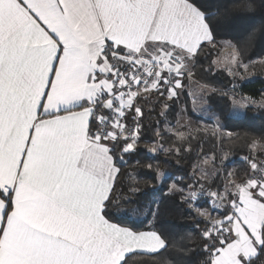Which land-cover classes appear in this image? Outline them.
Here are the masks:
<instances>
[{"label": "snow or ice", "instance_id": "obj_1", "mask_svg": "<svg viewBox=\"0 0 264 264\" xmlns=\"http://www.w3.org/2000/svg\"><path fill=\"white\" fill-rule=\"evenodd\" d=\"M218 45L195 0H0V264H128L167 248L152 225L113 222L121 202L141 211L121 165L144 138L138 101L178 98L189 68ZM229 47L225 70L247 71L243 48ZM165 133L181 147L166 149ZM190 137L157 123L146 151L178 154ZM250 153L243 174L213 173L215 189L196 171L191 184L169 188L203 225V264H251L264 251V137L251 139Z\"/></svg>", "mask_w": 264, "mask_h": 264}, {"label": "trees", "instance_id": "obj_2", "mask_svg": "<svg viewBox=\"0 0 264 264\" xmlns=\"http://www.w3.org/2000/svg\"><path fill=\"white\" fill-rule=\"evenodd\" d=\"M195 2L211 17L220 45L227 41L228 44L236 45L237 49L243 48V62L249 65L246 72L249 77L242 79L238 75H229L224 67H214L213 60L221 46L211 50L206 46L195 66L189 68V72L192 80L213 88L206 97L207 111L217 122L193 111L186 88L182 93L183 98L178 96L174 100H167L164 97L159 98L158 102L157 96L151 94L138 101L143 114L141 123L144 126V138L140 141L139 151L124 156L125 163L121 165L123 175L120 179L122 183L139 190L136 200L141 211L138 215H130L133 205L121 202L119 207L111 209L114 213L112 219L113 222L128 226L134 221L135 226L141 230L152 225L168 241V246L152 256L132 254L127 258L128 264H203L206 254H203L202 240L196 230L197 226L203 225L197 218L195 208L190 211L189 205L181 202L183 197L179 193L169 192L171 183L176 182L179 187L191 184L195 163L203 155L214 156L215 166L218 168L221 156H225L223 167L243 174L249 167L243 158L251 154V139L264 137V106L244 107L240 116L230 114L233 105L231 91L255 100L264 99V0ZM244 4H250L251 7H242ZM164 103H168L170 108L161 117ZM182 104L191 121L201 124L196 123L192 128H177ZM214 122L218 124L220 132L213 130ZM157 123L171 133L181 131L186 136L191 133L178 154H152L146 151L154 146V129ZM163 139L166 149L181 147L176 143L175 136L165 133ZM188 148L190 151L183 150ZM146 164L159 166V170L164 173L161 181L154 179L155 174L144 167ZM212 180L204 186L207 188ZM219 183L220 180H216V184ZM212 187L215 189V184ZM149 208L152 209V214L146 218ZM212 214L218 215L215 212ZM251 264H264V251H259L251 259Z\"/></svg>", "mask_w": 264, "mask_h": 264}, {"label": "rangeland", "instance_id": "obj_3", "mask_svg": "<svg viewBox=\"0 0 264 264\" xmlns=\"http://www.w3.org/2000/svg\"><path fill=\"white\" fill-rule=\"evenodd\" d=\"M226 44V45H224ZM223 47H221V49L219 50V52L217 53V55L215 56L214 60H213V65L214 67H224V65L231 60L232 57V53H233V48L229 47V44L227 41H223L222 42ZM189 71V70H188ZM247 71L241 70L240 71V75L238 74L237 77H241L242 79H247L249 77V75H247L246 73ZM183 85H184V89L186 88V93L188 96V99L190 101V104L192 105V109L194 111V104L193 102L195 101V113L203 116V117H207V118H213L215 120V118L213 116H211L208 111H207V101H206V97L212 92L213 88L211 86H207V85H203L201 83H198L194 80H192L190 77L185 76L184 80H183ZM232 90V89H229ZM183 91H181L179 93V96L181 98H183ZM230 99L231 101L233 99H240L241 97H247V96H240V95H236L235 93H233L232 91L230 92ZM249 98V97H248ZM252 100V99H251ZM255 101V103L250 104L249 106H264V99H258V100H253ZM233 104V103H232ZM181 112H179V117H178V122L176 123L177 128H186V127H194L196 123L201 124L199 122H195V121H191V119L188 117V115L186 114V110H185V106L184 104H182V106L180 107ZM230 114L233 116H240L243 114V108L240 107H234V105H232L231 107V111ZM215 122H217L215 120ZM214 122L213 125V130L217 133L220 132L219 126L217 123ZM177 132V131H176ZM209 157H213L212 155H203L201 156L200 160L197 161L195 163V169L194 171H196V175H201L203 172H207L209 173L208 175V181H211L213 179V173L218 169L221 172H233L232 169H225L223 167V161H225V156H221L220 160H219V168L216 167L215 165L213 166V164L211 163V161L208 159ZM200 166V169H197V166ZM172 184V183H171ZM204 208H208L207 204H202L201 205V209ZM208 211H212L211 208H208Z\"/></svg>", "mask_w": 264, "mask_h": 264}, {"label": "built area", "instance_id": "obj_4", "mask_svg": "<svg viewBox=\"0 0 264 264\" xmlns=\"http://www.w3.org/2000/svg\"><path fill=\"white\" fill-rule=\"evenodd\" d=\"M245 96H246V95H245ZM247 97L251 98L252 100H255L254 98H252V97H250V96H247Z\"/></svg>", "mask_w": 264, "mask_h": 264}, {"label": "crops", "instance_id": "obj_5", "mask_svg": "<svg viewBox=\"0 0 264 264\" xmlns=\"http://www.w3.org/2000/svg\"><path fill=\"white\" fill-rule=\"evenodd\" d=\"M224 45H226V44H224ZM243 109H244V107H243ZM258 252H259V250H258ZM258 252H257V253H258ZM255 256H256V255H255ZM255 256H254V257H255ZM254 257H252V258H254Z\"/></svg>", "mask_w": 264, "mask_h": 264}]
</instances>
